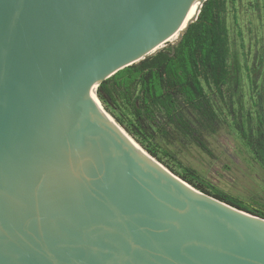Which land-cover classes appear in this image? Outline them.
Listing matches in <instances>:
<instances>
[{"label":"water","instance_id":"obj_1","mask_svg":"<svg viewBox=\"0 0 264 264\" xmlns=\"http://www.w3.org/2000/svg\"><path fill=\"white\" fill-rule=\"evenodd\" d=\"M206 1L0 0V264H264V218L161 165L97 95Z\"/></svg>","mask_w":264,"mask_h":264},{"label":"rangeland","instance_id":"obj_2","mask_svg":"<svg viewBox=\"0 0 264 264\" xmlns=\"http://www.w3.org/2000/svg\"><path fill=\"white\" fill-rule=\"evenodd\" d=\"M226 18L231 76L221 92L208 90L217 113L212 124L185 109L188 128L169 123L159 130L122 104L112 111L128 130L108 113L169 170L185 175L190 168L196 178H189L213 197L219 192L264 211V0H228ZM158 120L165 122L162 116Z\"/></svg>","mask_w":264,"mask_h":264},{"label":"trees","instance_id":"obj_3","mask_svg":"<svg viewBox=\"0 0 264 264\" xmlns=\"http://www.w3.org/2000/svg\"><path fill=\"white\" fill-rule=\"evenodd\" d=\"M226 14V0H207L198 20L190 24L178 43L168 44L156 54L120 70L99 85L97 95L104 108L128 130L122 116L112 111L122 104L131 107V113L137 120L152 122L159 126V130L169 123L188 128L189 121L182 117L185 109L212 124L217 119V113L212 107L208 90L221 92L231 76ZM159 116L164 118L163 125H160ZM148 151L156 156L151 149L148 148ZM189 175L196 178L190 168L185 169V175L179 176L209 193ZM215 197L264 218V211L250 210L232 197L219 192L215 193Z\"/></svg>","mask_w":264,"mask_h":264},{"label":"bare ground","instance_id":"obj_4","mask_svg":"<svg viewBox=\"0 0 264 264\" xmlns=\"http://www.w3.org/2000/svg\"><path fill=\"white\" fill-rule=\"evenodd\" d=\"M192 19H194V17L193 16H190V18H189V21L188 22H190ZM176 40V39H175ZM98 89V88H97ZM122 127V126H121ZM153 157V156H152ZM154 158V157H153ZM155 159V158H154ZM158 161V160H157ZM160 163V162H159ZM161 164V163H160ZM161 165H163V164H161ZM164 166V165H163ZM165 167V166H164ZM167 168V167H166Z\"/></svg>","mask_w":264,"mask_h":264},{"label":"flooded vegetation","instance_id":"obj_5","mask_svg":"<svg viewBox=\"0 0 264 264\" xmlns=\"http://www.w3.org/2000/svg\"><path fill=\"white\" fill-rule=\"evenodd\" d=\"M228 0H226V6H227Z\"/></svg>","mask_w":264,"mask_h":264}]
</instances>
